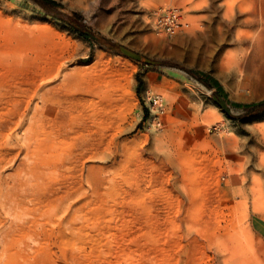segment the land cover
<instances>
[{
  "label": "rangeland",
  "instance_id": "obj_1",
  "mask_svg": "<svg viewBox=\"0 0 264 264\" xmlns=\"http://www.w3.org/2000/svg\"><path fill=\"white\" fill-rule=\"evenodd\" d=\"M162 6L188 27L157 34L150 14ZM262 9L264 0H0V34L81 69L88 97L104 100L83 186L77 165L22 198L15 180L27 169L9 142L0 182L37 223L20 242L0 241V264H264V107L250 106L264 100ZM95 244L113 249L109 262Z\"/></svg>",
  "mask_w": 264,
  "mask_h": 264
},
{
  "label": "bare ground",
  "instance_id": "obj_2",
  "mask_svg": "<svg viewBox=\"0 0 264 264\" xmlns=\"http://www.w3.org/2000/svg\"><path fill=\"white\" fill-rule=\"evenodd\" d=\"M263 11L257 17L261 21L264 19ZM17 39L11 32L0 34V168L8 161L9 142L15 140L18 151L13 160L21 154V163L27 169L22 173L23 180H15L16 186L25 184L26 194L22 198L31 194L32 200L36 198L35 194L50 185L45 180L56 177L58 173L70 176L77 165H80L81 185L87 181L86 162L93 147L88 132L90 123L94 124L99 118L98 111L103 114L104 100L95 103L88 97L89 80L81 69H66L53 57L37 59L35 54L21 53ZM4 68L13 69L14 75L6 77ZM76 89H80V95L75 93ZM156 94L161 97L164 112V97ZM91 105H100L101 108L93 112ZM163 112L160 120H163ZM152 125L155 126L154 123ZM7 188V184L0 182V208L5 214V218L0 216V241L11 244L20 242L27 233L26 227L34 226L37 218H26L28 207L24 199L10 198ZM65 223L74 228L70 217ZM94 249L103 263L110 261L105 259L106 254L113 251L110 246L95 244Z\"/></svg>",
  "mask_w": 264,
  "mask_h": 264
},
{
  "label": "built area",
  "instance_id": "obj_3",
  "mask_svg": "<svg viewBox=\"0 0 264 264\" xmlns=\"http://www.w3.org/2000/svg\"><path fill=\"white\" fill-rule=\"evenodd\" d=\"M151 24L153 30L157 34L172 36L174 34L183 32L188 27V22L183 18L181 10L175 6H162L151 11ZM161 97L159 94H154L149 97L152 103L154 113L155 127L161 126L162 122L159 119V114L163 112Z\"/></svg>",
  "mask_w": 264,
  "mask_h": 264
},
{
  "label": "water",
  "instance_id": "obj_4",
  "mask_svg": "<svg viewBox=\"0 0 264 264\" xmlns=\"http://www.w3.org/2000/svg\"><path fill=\"white\" fill-rule=\"evenodd\" d=\"M120 49H121V51H122L124 54H126V55H128V56H130V57H133V58H136V59L141 58L140 55H138V54H136L135 52H132V51L126 49V48L121 47ZM217 102H218V104L224 109V111H225L226 113H229V110H228L227 104L224 102V100H222V99L220 98L219 100H217Z\"/></svg>",
  "mask_w": 264,
  "mask_h": 264
},
{
  "label": "trees",
  "instance_id": "obj_5",
  "mask_svg": "<svg viewBox=\"0 0 264 264\" xmlns=\"http://www.w3.org/2000/svg\"><path fill=\"white\" fill-rule=\"evenodd\" d=\"M251 107H264V100H261L257 103L250 104Z\"/></svg>",
  "mask_w": 264,
  "mask_h": 264
}]
</instances>
